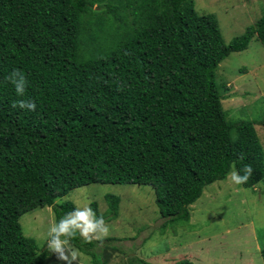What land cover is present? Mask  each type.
Masks as SVG:
<instances>
[{
    "label": "trees",
    "instance_id": "1",
    "mask_svg": "<svg viewBox=\"0 0 264 264\" xmlns=\"http://www.w3.org/2000/svg\"><path fill=\"white\" fill-rule=\"evenodd\" d=\"M255 37L264 46V16L227 45L193 0H0V264H46L21 218L50 207L57 222L76 207L59 201L78 188L149 186L166 228L188 223L233 166H252L242 187L264 183L257 123L231 119L216 82ZM13 69L27 79L22 96ZM29 99L34 111L13 107ZM106 199L118 218L120 199ZM71 244L106 264L96 241Z\"/></svg>",
    "mask_w": 264,
    "mask_h": 264
},
{
    "label": "rangeland",
    "instance_id": "2",
    "mask_svg": "<svg viewBox=\"0 0 264 264\" xmlns=\"http://www.w3.org/2000/svg\"><path fill=\"white\" fill-rule=\"evenodd\" d=\"M193 1L200 15L217 17L227 45L264 16V0ZM216 82L220 88H228L223 105L229 117L256 122L264 146V124L258 123L264 121V46L258 37L247 50L232 53L220 64ZM108 195L120 199L116 219L108 218ZM61 201L76 207L95 202L99 212L107 215V235L91 240L96 241L94 251L106 264H264L260 252L264 248V183L247 189L235 185L230 176L217 181L190 207L188 223L166 228L162 227L165 220L155 191L149 186L92 184L72 191ZM20 222L25 236L46 253V264H67L47 248L48 228L56 223L53 208L33 210ZM72 264H93V259L78 250Z\"/></svg>",
    "mask_w": 264,
    "mask_h": 264
},
{
    "label": "clouds",
    "instance_id": "3",
    "mask_svg": "<svg viewBox=\"0 0 264 264\" xmlns=\"http://www.w3.org/2000/svg\"><path fill=\"white\" fill-rule=\"evenodd\" d=\"M8 80L14 86L16 93L22 96L28 83L25 75L20 70L13 69ZM13 107L34 111L36 103L31 99L19 100L13 103ZM241 171L242 174L237 172L233 166L230 179L235 185L247 183L253 169L251 165H245ZM108 231L104 218L97 216L93 209L86 204L75 207L52 224L46 234V244L51 253L58 254V259L72 264L78 256V250L71 244L73 237L79 235L85 241H91L93 238H100L101 235L106 236Z\"/></svg>",
    "mask_w": 264,
    "mask_h": 264
}]
</instances>
